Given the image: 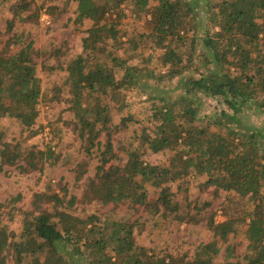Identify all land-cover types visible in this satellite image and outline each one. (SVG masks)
Listing matches in <instances>:
<instances>
[{
    "label": "trees",
    "instance_id": "trees-1",
    "mask_svg": "<svg viewBox=\"0 0 264 264\" xmlns=\"http://www.w3.org/2000/svg\"><path fill=\"white\" fill-rule=\"evenodd\" d=\"M76 1L74 21L93 23L83 52L68 66L67 82L78 140L90 155L95 148L100 153L96 173L77 185L84 199L94 200L95 210L80 216L74 208L77 197L68 199V189L51 181L34 193L31 209L14 204L21 195L0 202V264H214L241 219L248 244L239 264H264V125L244 124L240 117L245 108L264 114V0ZM124 4L139 18L143 13L149 17L150 32L138 34L135 43L138 49L139 40L151 38L144 66L106 53L104 44L120 33ZM35 7L36 0H14L13 18L5 31L0 30V120L14 117L27 131L21 139L9 140L0 125V168L16 167L22 174L44 171L57 161L52 138L44 150L25 145L45 129L42 124L36 128L42 80L33 42L13 50L24 38L14 29L16 21L40 20ZM40 7L51 14L57 9L48 2ZM100 52L106 53L104 60L89 61L88 56L95 58ZM174 79L183 91L175 97L170 91ZM150 81L158 93L148 91ZM135 88L153 95L151 124L140 125L131 112L114 123L111 103L116 106L122 91ZM199 94L219 97L231 112L223 110L219 117L200 122ZM130 122L136 124L132 137L138 143L125 148L124 164L114 162L124 158L123 149L115 148L114 135L129 130ZM149 151H169L172 156L168 163L151 164L144 158ZM88 165L85 161L76 166L77 181ZM191 176H206L204 187L214 185L217 192H227L220 204L224 220L214 222L213 202L199 205L186 196L183 203L175 197L171 184L178 183L187 195L185 184ZM150 186L158 191L152 199ZM126 203L138 212L142 209L147 219L169 214L181 223L208 219L214 238L199 244L191 255H149L135 235V228L142 231L145 221L121 213L119 207ZM208 208V214L202 213ZM21 216L20 231L12 230L11 223ZM234 255L235 245L229 243L225 258Z\"/></svg>",
    "mask_w": 264,
    "mask_h": 264
},
{
    "label": "rangeland",
    "instance_id": "rangeland-1",
    "mask_svg": "<svg viewBox=\"0 0 264 264\" xmlns=\"http://www.w3.org/2000/svg\"><path fill=\"white\" fill-rule=\"evenodd\" d=\"M36 1L37 7L32 9L34 12L39 11L40 20L37 22L16 21L14 29L19 35L21 33L24 34V38L21 43L13 47V50L17 51L20 48H24L30 41L33 42L31 45L35 52L32 55L38 61L37 71L42 80V94L37 105L38 116L36 128L42 124L45 126V129L43 133H40L32 139H28L25 145L38 146L44 150L52 138L54 140L52 145L57 152V161L55 165H47L44 171H37L31 174H22L18 168L7 165L0 168V202L8 203L12 197L21 195V199L14 202V204L17 203V206L23 207L24 209H31L34 193L43 191L46 184L51 181L56 186L58 183H61L68 189V199L70 195L76 196L75 211L80 216L87 215L94 212L96 204L91 198L84 199L83 191L77 185L85 182L87 177L93 176L96 173L100 153L95 148L90 155L82 148L81 141L78 140V133L74 129V113L71 110L73 95L67 78L69 75L68 66L83 52V41L88 35V29L91 28L93 22L89 19H85L80 23L74 21L77 7L76 0ZM211 1L215 3L219 0ZM12 2H2L0 0L1 31L7 29L8 21L13 18V12L10 8ZM44 2L57 6V9L52 14L49 13L50 10L47 11L46 7H40ZM66 4H68L67 7H65ZM154 5L155 1H151L150 7ZM124 11L125 16H122L121 24L118 26L120 31L118 37L107 40L104 44L106 53L108 52L112 56L116 55L121 58H127L128 63L131 65L144 66V58L148 57L151 52V49H149L151 38L142 41L139 40L140 46L138 49H136L135 43L138 34L150 32L151 27L149 26L148 14L143 13L139 18L135 10L133 11L132 8L126 7L125 4ZM161 52V49L157 51L153 62L156 61ZM100 53H96L95 58L88 56L89 61L93 62L95 59H103L106 53ZM109 64L111 66L114 65L111 60H109ZM91 67L92 63L88 64L86 70ZM117 74L119 76L122 74L119 68L117 69ZM177 79H174L170 85V91L174 97L183 92L176 86ZM149 84L147 86L150 87L148 91H153V93L159 92L158 89L154 88L152 81ZM57 90L60 92H57L59 95L56 93ZM122 92V95L119 96V103L121 104L118 103L115 106L113 105L114 103H111L113 106L111 115L114 123L121 122L123 116L131 112L136 119L140 120V125H150L151 123L148 120L149 118L151 119L152 115L153 95L151 98L149 94L144 93L143 89L138 88ZM197 96L196 98H198L200 104V111L198 112V118L200 119L198 120L200 122L202 120L207 121L211 117L213 119L219 117L223 110L231 112L228 105L219 97L205 96L202 94ZM94 103L95 101H93ZM240 117H242L244 124L259 127L264 125V114L255 109L245 108L240 113ZM0 125L5 130L9 140L13 138L21 139L22 133L25 132L24 126L14 117L7 116L2 118ZM129 126L131 128L126 132H118L114 135L113 142L115 148H122L123 151L122 149L119 150L120 152L122 151L121 155L124 157L121 161L114 160V162L124 164L127 161L125 148L129 149L130 146H136L138 143L132 137L136 124L130 122ZM24 135H27V131ZM171 156L172 152L169 151L159 153L149 151L144 158L145 161L151 164H165L170 161L169 158ZM85 161L89 163L88 172L81 180L77 181L74 169L77 165ZM206 179V176L189 177L188 183L185 184L188 187L187 195L183 191H179L178 183H172L171 185L176 195L175 197L181 201L188 196L189 201L197 200L200 203L199 205H203L207 201L213 202L217 208L214 222L222 221L225 219V216L224 208H221L220 204L225 201L227 192L223 190L217 192L214 185L204 187L203 183ZM56 189L60 191L59 187H56ZM148 191L150 199L158 196V191L154 187L150 186ZM183 203L185 202L183 201ZM119 209L121 213H126L133 220L140 219L143 222L145 221V227L142 231L139 228H135V235L139 246L144 247L149 255L154 254L156 257L191 255L199 244L210 242L214 238V233L208 225V219L201 220L199 223L197 221L181 223L173 218V214H169L167 217L158 216L155 218L150 217V214H148L150 218L147 219L140 214L143 211L142 209L138 212L133 209L131 204L127 203L121 205ZM210 210L211 208H208L202 213L208 214ZM195 212L196 210L194 209L192 213ZM22 222L23 216L17 217L11 223L12 230L19 232ZM235 226L236 231L229 234L228 240L222 243L220 254L213 258L214 264H239L241 262L248 244L245 235L246 224L241 219V221L235 223ZM229 243L235 245V255L226 259L225 247Z\"/></svg>",
    "mask_w": 264,
    "mask_h": 264
}]
</instances>
